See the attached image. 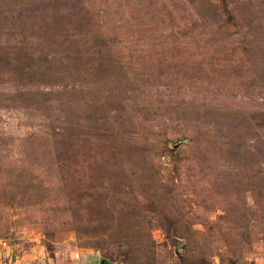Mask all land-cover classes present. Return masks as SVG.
Instances as JSON below:
<instances>
[{"label": "rangeland", "instance_id": "374dc122", "mask_svg": "<svg viewBox=\"0 0 264 264\" xmlns=\"http://www.w3.org/2000/svg\"><path fill=\"white\" fill-rule=\"evenodd\" d=\"M0 264H264V0H0Z\"/></svg>", "mask_w": 264, "mask_h": 264}]
</instances>
